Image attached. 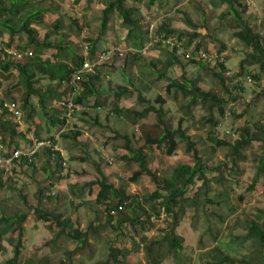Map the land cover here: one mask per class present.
<instances>
[{"label": "rangeland", "instance_id": "1", "mask_svg": "<svg viewBox=\"0 0 264 264\" xmlns=\"http://www.w3.org/2000/svg\"><path fill=\"white\" fill-rule=\"evenodd\" d=\"M48 1L39 0L38 3L45 6L49 4ZM53 1L59 3L58 12L49 9L44 14L42 22L34 25L37 29L36 36L39 40L45 39L63 49L65 47L69 52L61 50L57 53L56 49L51 48L42 49L40 55L53 60L54 56L59 58L57 60H71L70 52H74L90 59L89 48L92 42L96 43L95 54L119 50L121 54H111L99 67L101 79L97 84H102L107 91L115 89L117 85L128 86L126 81H129L133 82L140 89L141 94L153 104H156L157 96L162 97L163 119L174 128L182 118L183 129L186 133L192 134L202 161L206 164H217L225 160L229 153L226 146L217 148L215 152L209 149L206 135L210 125L205 121L209 111L208 104L197 101L187 109L184 106L187 97L176 93L166 96L165 78L180 79L184 74L187 78L196 79L203 90L211 91L224 99L223 117H220L216 108L212 110L219 120L216 127L219 138L234 142L239 138L243 126H250L253 131H256L254 124L264 127V71H261L257 65L245 63L241 74L238 75L241 60L250 48L234 35L235 22L230 15H226L228 7L225 2L158 0L150 6L148 0H128L127 2L138 8L136 15L139 16L143 34L153 40L152 44L149 42L144 48L138 49L137 45L135 46L136 40L126 38L127 27L123 25L117 12L110 14L107 30L101 32L100 11L109 0ZM236 2L241 6L245 5V10L241 14L243 21L254 32L264 35V0H235V6L241 9ZM184 14L195 27L186 23ZM162 22L168 23L171 28L186 32L187 35H183L180 42L182 50H193L195 44L199 43L206 52L219 54L226 66L223 78L220 80L206 68L185 61L180 55L182 50L179 51L178 48L175 54L179 53L176 55L180 57V63L168 65L167 53L172 51V46L165 43L153 46L156 43L154 42L155 27ZM196 32L197 35L191 39L189 34ZM172 38L175 41V35ZM18 39L19 44L23 45L26 42L24 34ZM7 40L8 33L2 32L0 62L9 60L5 51L3 50L4 56L1 51ZM24 48L29 49L28 46ZM35 56L39 55L33 51L32 57ZM209 68L219 72V68L213 65H209ZM160 72L165 78L158 77ZM251 74H255L256 78H252ZM17 81L18 76L15 71L5 73L0 70V100L4 102L12 100L20 106L23 87L14 85ZM37 86H41L42 90L46 88V92L49 89L55 91L57 88L56 82L52 83L47 78H41ZM48 96L53 99L52 103L47 105L50 108L45 109L46 105L38 102V108L33 110L29 119L27 112L20 106L24 123H32L33 119L37 121L39 128L36 135H42L40 131L43 127L49 129L46 124L47 115L53 116L56 112L54 106L58 100L55 95ZM92 99V96L87 98L82 104L84 109L73 115L76 119L74 121L71 119L64 132L65 136L59 137L64 156L60 155V160L55 158L53 162H48L46 159L43 161L47 167L52 165L55 172L59 173L61 170L65 174L62 177L58 175L59 178L55 176L52 185L58 184L59 179H62V185L60 184L57 192L54 190L55 193L51 194L53 190L47 185L44 188L50 198L44 210L59 211L64 217H71L69 219L73 224L86 231L87 240L80 245L74 240L58 235L57 227L53 223L39 221L38 227L33 229V222L37 220L36 214L30 212L31 205L28 207L23 203L20 207L23 206L22 210L30 213L34 221L31 219L32 225L29 229H25L24 241L21 237L17 260L19 264L26 258L33 260V264H59L65 259V263L68 264H115L109 257L110 248H118L122 251L117 257L120 262L116 264H215L222 255L235 259L234 262L224 264H243L242 260L264 258V244L257 247L250 240L242 241L236 238L245 233L244 225L248 220H258L262 216L261 211H264L262 176H259L252 190L249 187L256 172L261 143L254 141L242 150L244 160L239 161L238 173L230 180L219 183L215 179L216 173L209 172L206 173L208 181L205 185H202L200 180L187 189L186 199L181 204L182 210L174 209V213L178 214V224L174 232L182 238V248L177 252L174 249L170 250L163 239L172 222V215L168 214L165 220L158 217L161 198L148 202L143 200L155 190V185L145 175H140L135 181L129 180L132 172L138 170V166L122 158L123 155L132 156L124 148V139L111 135L113 136L114 132L127 135L133 148L143 149L147 167L154 171L160 182L166 179L178 164H192V158L186 152L184 143L177 141V146L171 155H167L163 147L146 145L144 143L146 136L154 138L161 134L153 112L140 119H131L115 115L111 107L106 110L91 109L89 103ZM32 103L33 107L36 106L35 101ZM118 103L124 108L133 110H141L144 107L135 100V96L121 99ZM111 104L112 107L117 104L114 96L109 97V106ZM60 118H62L61 113ZM24 125L27 129L30 127L29 123ZM57 125L51 126L49 129L51 134L45 135L52 138L51 136H54L61 127ZM77 129L81 130L82 138L72 137L73 131ZM62 161L66 163V167L62 166ZM0 171L3 170L0 168ZM5 175L11 176V173ZM101 177H106L118 190L138 196V206L134 210L123 206L114 215L115 220L117 219L115 223L112 219L110 224H106L105 207L97 205L93 200L96 187L93 189L85 185ZM0 181L3 182L2 179ZM4 192L6 189L2 185L0 196ZM161 194L165 195L166 191L162 190ZM194 195L196 196L193 198ZM55 205L58 209L53 208ZM5 213L12 212L10 210ZM120 215L127 217L138 215L142 223L132 224L130 221L118 223ZM89 221L96 226L95 229H92L93 225L89 224ZM0 226L3 229L0 241L3 253L0 254H5L6 259L12 255L11 247L15 245L17 238L15 230L9 228L10 224L1 223Z\"/></svg>", "mask_w": 264, "mask_h": 264}, {"label": "trees", "instance_id": "2", "mask_svg": "<svg viewBox=\"0 0 264 264\" xmlns=\"http://www.w3.org/2000/svg\"><path fill=\"white\" fill-rule=\"evenodd\" d=\"M48 1V0H47ZM90 1V0H89ZM128 0H109L105 3V6L101 9V19H100V29L101 32L107 30V24L109 22V16L113 12H117L120 16V19L127 27L126 29V38H131L136 40L138 49L144 48L150 42L148 35H144L142 32V26L140 24L139 16H137L138 8L134 4L127 2ZM136 1V0H132ZM158 0H148V4L151 6ZM225 2L228 9L226 15H230L234 22L235 27L234 35L244 42L249 48V52H246L241 60L240 71L238 75L241 74L243 65L253 64L257 65L261 71H264V35L254 32L248 24H246L242 19V12L245 10V5H240L239 2H236L241 9H238L235 6V0H221ZM39 0H0V34L2 32L8 33V40L2 48V53L4 49L13 50V49H27L24 48L28 46L29 50L35 51L39 56L23 58L19 61H1L0 70L3 72H9L12 70L16 71L18 76V82L16 85H21L23 87V93L20 98V106L23 110L27 112L28 119L31 117L33 112V98L37 99L39 103H43L44 99L49 92H40L38 88L35 87L39 83L40 79L45 77L50 81H57L58 85L61 84L62 80H68L69 75L81 67L82 62L85 60L82 56L70 52L71 54V63H65L62 60H57V56H54V61L49 58H43L40 55L42 49H56L57 53L61 50L69 52V49L57 46L52 44L45 39L39 40L36 36L37 29L34 25L41 23L44 14L49 10L53 9L58 12L59 3L55 1H48V5L41 6V3H38ZM186 23L191 27H195L192 21L184 14ZM57 22L59 19L57 18ZM57 26L55 25V28ZM156 36H161L162 38H167L168 36L175 35V41L181 42L183 35H187L183 30L171 28L168 23L162 22L154 31ZM24 34L26 42L24 44H19L20 35ZM196 33L189 34V37L194 38ZM138 43V44H137ZM190 43V40L188 44ZM152 44V43H151ZM164 42L157 41L153 46L162 45ZM169 46V45H167ZM96 43L92 42V45L89 48V57L90 59L96 54ZM205 49L202 48V45L196 43L193 51H199ZM32 51V52H33ZM219 53V51H218ZM168 65L180 63V57L175 54V46L172 47V51L167 53ZM189 63L198 64L202 68H206L211 74L219 78H223V74L226 71L225 62H219V72H214L212 68H209V63L203 60L187 59ZM159 78H165L160 72L158 75ZM252 78H256L255 74H251ZM100 80L99 72L96 75L86 74L83 76L81 81L82 90L75 98L77 104L82 105L89 96H92V102L89 103L90 108L104 107L108 105L109 97L114 96V99L117 100V104L112 107L115 115L117 116H126L127 118L140 119L145 117L149 112H153L156 119V125L161 129V134L158 137L146 136L144 143L146 145H155L156 147H163L167 155L173 154L177 141L183 142L185 145V150L190 154L192 158V164H178L172 169L171 174L164 179L159 181L157 175L154 171L150 170L147 167L146 157L143 153V149L140 147L133 148L130 145V139L127 135H121L117 132H114L111 137H122L124 139V148L127 152L131 153L132 156L123 155L122 158L125 161L131 162L134 165L138 166V170L132 172L130 181H135L140 175H145L150 178V180L155 185V190L149 195L145 196L143 200L145 202L151 201L155 198H161L160 207H163L167 214L172 215V222L168 231L164 234L163 239L167 242L168 248L170 250H175L179 252L182 248V238L178 236L174 230L178 224V214L174 213V209L178 208L182 210L181 204L185 201V194L187 189L191 186H194L197 181H202V185L208 181L206 173L215 172L216 181L223 183L224 181L230 180L234 175L238 173V163L239 161L244 160L242 150L247 147L252 142L261 143V151L259 152L256 164V172L252 178L250 184V190H252L257 183L259 176H262L264 179V127L257 126L254 124L256 131H253L250 126L246 125L240 129L239 138L234 142H229L225 139L217 137L216 127L219 124V120L214 116L212 110L216 108L220 117L224 116V99L217 96L208 90H203L202 87L197 83L196 79L187 78L184 74L181 75L180 79L165 78L167 84L165 86V94L169 96L170 94L176 93L180 94L183 97H187V101L184 106L188 109L190 106L196 104L197 101L208 104L209 111L205 121L210 125L209 130L206 135V139L209 143V149L211 152H215L217 148L221 146H226L229 150V153L226 156L225 160L219 161L217 164L208 165L202 161L200 156L199 149L197 147V142L193 139L192 134H188L182 127L183 120L180 118L177 122L176 127H170L166 121L163 119L164 112L162 104L164 99L160 96H157L155 99L156 104L151 103L149 99L141 94L140 89L135 86L133 82L126 81L127 85H117L115 89L103 90L100 88V85L97 84V81ZM127 80H129L127 78ZM65 91L61 90L60 94L64 95ZM135 96V100L140 104L144 105L141 110H133L129 108H124L121 105H118V101L121 99H128ZM3 102H0L1 108ZM83 106V105H82ZM3 113H6V110H3ZM64 120L60 119L59 124H63ZM11 130V136L17 134L14 130V125L10 121H3L0 124V134ZM65 136L63 133L62 136ZM81 136V131L73 132L72 137L77 138ZM110 137V138H111ZM112 139V138H111ZM205 143V142H204ZM49 152V151H48ZM50 153V152H49ZM59 153L56 152V159L60 160ZM88 185H94L97 188V193L94 198V201L97 205H103L105 208L106 220L109 222L113 219L112 212H119L117 209L118 206L127 209H135L138 206V196H132L127 194L124 191L118 190L114 185L108 181L106 177H101L95 181L89 182ZM166 191L165 195L161 194V191ZM196 195L193 196V198ZM116 201L114 202V200ZM33 212L36 214L37 219L44 221H51L57 227V234L62 235L66 238L78 241L79 244L86 242V231L81 230L79 227H74L73 222L69 218H62V215L59 213H51L40 208H34ZM145 212V210H143ZM157 214V213H156ZM262 216L259 219L248 220L245 225V233L240 237L236 238L241 239L242 241L250 240L257 247H261L264 244V211H261ZM118 223H124L130 221L132 224L142 223L139 220L138 215H133L131 217L120 215ZM150 216L148 215L147 218ZM25 215H16L11 217L1 216L0 224L8 223L12 220L16 221L17 224V241L15 245L12 246V255L7 257L5 254H0V264H14L16 263L19 256V246L22 235V224L25 221ZM3 229H0V241L2 238ZM3 248L0 246V253ZM121 250L117 248H110L109 257L114 261V263H119L120 261L117 257L121 254ZM70 256V254H69ZM64 261H60L59 264H68ZM235 259L228 256L222 255L219 257L215 264H224L225 262H234ZM243 264H264V258H250L241 261ZM43 263V262H42ZM44 264V263H43Z\"/></svg>", "mask_w": 264, "mask_h": 264}, {"label": "crops", "instance_id": "3", "mask_svg": "<svg viewBox=\"0 0 264 264\" xmlns=\"http://www.w3.org/2000/svg\"><path fill=\"white\" fill-rule=\"evenodd\" d=\"M6 50H8V49H4V51H6ZM3 56H4V53H3ZM57 59H59V58H57ZM51 60L54 61L53 59H51ZM62 61L65 62V63H69V64L71 63V60H62ZM13 71H15V70H13ZM15 74H16V71H15ZM99 75H101V73ZM43 78H45V77H43ZM17 82L14 85H16ZM51 82L52 83L56 82L57 88H56L55 91L54 90L50 91V89L47 90V92H49L48 95H51V96L52 95H55L56 96L55 98H57V100L59 101L61 99V97L63 96V94L61 95L60 94V91H59V89L61 87H60V85H58L57 81H51ZM35 87L38 88V89H41L40 88L41 86L39 87V86H37V84L35 85ZM100 88L106 91V89L103 87L102 84L100 85ZM45 90H46V88H44L43 90L41 89L40 92L45 93L46 92ZM48 95L45 98H43L44 99V102L43 103L46 105V107H44L45 109L50 108L47 105H49L50 103H52V100H53ZM1 101L2 100H0V102ZM33 101H35V103H36L35 104L36 106H34L33 109H37L38 108V104H37L38 101H37V99H34V98H33ZM2 102H4V100ZM118 105H120V104L118 103ZM54 107L56 109L55 110L56 111L55 112V115H53V116L52 115L50 116V114L47 115L48 116V120H47V123L46 124H47V128H49V129L51 128V126L53 127V125H57V124H58L57 126L60 127L59 120L62 119V118H60V113H61V116H62L63 111L61 110V108H59L57 106V103H56V105ZM110 107L112 109V104L109 106V102H108V105L107 106L98 107V108H91V109L106 110V109H108ZM2 109L3 108H1V106H0V124H2V122L4 120L5 121H10L12 123V125H14V130L17 133V134H14V136H11V134H10L11 130L8 129L7 131H5L2 134H0V142L3 143V145H5L7 147V149H10L11 150V149L23 148V147H25V146H27V145H29L31 143V139L33 137L38 136L36 138H41V137L48 136V135H45V134H51V132L49 131V129H45L43 127L41 129L42 131H40V132H42L41 133L42 135H36V132H37V129L39 128V126L37 124V121L34 120V119H33V122L32 123L28 122L30 124V127H28V129H27V128H25V125L24 124H27L28 125V123H24V117H22V122L20 124L21 125V127H20L14 121V118H12L7 113L4 114ZM83 109H84V107L82 105L78 104V109H77V111L75 113L78 114ZM22 114H23V112H22ZM72 119L74 121L76 118L73 117ZM78 130L79 129H77V131ZM79 131H81V130H79ZM73 132H76V130L73 131ZM82 136H83V134L81 132V136H78V137H81L82 138ZM51 137L52 138H57V132H55V135L54 136H51ZM58 141H59V139H58ZM63 154L64 153H62V151H61V155H63ZM63 156H61V157H63ZM45 159L48 160V162H51V161L53 162V160L55 158H52V156L48 152V150H42L41 152L36 153L32 158H29V159L22 158V159L15 160L14 163H13V165H12V167H11L12 168V170H11V176H7L4 173H2L3 171H0V179H2V181H3L2 183L0 181V186L4 185V187L6 189V192H4L3 194H1L2 196H0V217L1 216L11 217V216H16V215L17 216L18 215H25L26 219H25V221L22 224L23 225L22 226V234L23 235H21L22 238L25 237V229H27V228L29 229L30 225H32L31 219H33V218H32V216H31L30 213L24 212L22 210V207L23 206L20 207V205H23V203L26 206H28V207L31 205L32 207L30 208L31 209L30 212H33V209L34 208H40V209L44 210V208L49 203V199H50L47 196L48 194L45 193L44 188H46L47 186H49L50 189L53 190L52 192H54V193H55V191L57 192V189L60 188V184H61V181H62L61 178L59 179V183L58 184L54 183L52 185V183L55 181V176L58 177V175H60L62 177V174H61L62 171L60 170V172L58 173V172H55V170H54V168H53L52 165L50 167L49 166L47 167L46 165H44V162L43 161ZM42 173H43V175L45 173V175L43 176ZM89 182H91V181H89ZM89 182H87L85 185H87L90 188L93 187V189H94L95 186L94 185L93 186L92 185L89 186L88 185ZM96 193H97V191L95 192L94 198L96 196ZM53 208H57L58 209V207L56 205ZM10 210L12 212L11 214H6L5 213V212H10ZM50 212L61 214L59 211H57V212L50 211ZM112 213H113V219H114L113 220V223H115L117 221V219L115 220V217H114V215H115L116 212H112ZM33 215H34V212H33ZM120 217L121 216H119V219H120ZM62 218H68V217H64L62 215ZM69 218L71 219V217H69ZM88 218H90V217H88ZM37 220L34 221V219H33V221H34L33 222V229H35V228L38 227L39 221H43L45 223H51V221H52V220H50V221H44V220H41V219H37ZM111 221L112 220H110L109 222H107V220H106V214H105V222H106V224H110ZM3 224H7V223H3ZM8 224H10L9 228H12L13 230H15L14 233L16 234V238H17V224H16V221L12 220V221L8 222ZM74 224H73L74 227H79V226H77V224H75V225ZM89 224H91V221H89ZM91 225H93V224H91ZM95 227L96 226L93 225L92 229H95ZM1 228H2V226H0V229ZM24 240H25V238L22 239V241H24ZM86 240H87V236H86ZM76 242H78V241H76ZM78 244H79V242H78ZM20 247L21 246H19V254H20ZM64 251H66V249ZM18 258H19V256H18ZM14 264H19V261H16V263H14ZM20 264H33V260H31L30 258H26Z\"/></svg>", "mask_w": 264, "mask_h": 264}, {"label": "built area", "instance_id": "4", "mask_svg": "<svg viewBox=\"0 0 264 264\" xmlns=\"http://www.w3.org/2000/svg\"><path fill=\"white\" fill-rule=\"evenodd\" d=\"M152 25V24H151ZM152 28L150 29V31ZM152 38L150 43H152ZM162 41L165 44H169L172 47L175 46V52L178 48L179 51L182 50L180 42L174 41L172 36H168L167 38H162L161 36H156L154 42ZM177 42V43H176ZM119 50H109L106 52L97 53L94 58L86 59L82 62L81 67L77 70H74L70 75L68 80H62L60 87L65 91L64 95L61 97L59 101H57V106L61 108L63 111L62 118L64 123L61 124L60 129L57 131V138H50L48 136L36 138L33 137L31 139V143L23 148L17 149H7L3 143L0 142V168L3 170L4 174L11 173V167L15 160L22 158H32L36 153L41 152L42 150H48L52 156V158H56V152L61 155V147L60 142L58 141L59 136L65 132L70 123L73 115L78 109V104L75 102V98L78 96L80 91L83 89L81 86V81L83 76L86 74H94L96 75L101 64L109 59L111 54H121L118 52ZM6 57L11 61H19L23 58H28L33 56V52L29 49H13L6 50ZM176 54H179L178 52ZM180 55L185 59H195V60H203L209 63V65H213L216 68L218 67V63L223 60L219 57V54H211L203 50L193 51V50H182ZM227 73H229L227 71ZM3 110H6V113L14 118V121L20 125L22 122V110L19 104L15 101L9 100L3 102ZM63 167H66V163L64 161L61 162ZM62 175H65L62 171ZM54 194V192H51ZM120 211L122 208L120 206L117 207ZM159 218L166 219L168 214L165 212L164 208L161 207L159 210ZM154 219V217H151ZM164 219V220H165Z\"/></svg>", "mask_w": 264, "mask_h": 264}]
</instances>
